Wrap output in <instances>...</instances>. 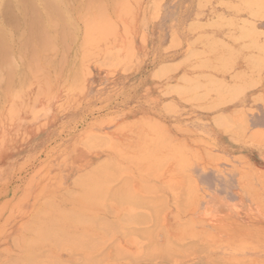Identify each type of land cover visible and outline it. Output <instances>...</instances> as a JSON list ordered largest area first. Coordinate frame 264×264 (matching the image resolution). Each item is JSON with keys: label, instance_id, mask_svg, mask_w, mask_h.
Listing matches in <instances>:
<instances>
[{"label": "rangeland", "instance_id": "rangeland-1", "mask_svg": "<svg viewBox=\"0 0 264 264\" xmlns=\"http://www.w3.org/2000/svg\"><path fill=\"white\" fill-rule=\"evenodd\" d=\"M138 1L129 0L134 10L130 9L132 14L128 12L127 17L124 15L126 19L121 18L123 23L118 24L121 20L111 18V25L115 23L114 28H117L111 29L112 26L105 36L115 31L116 42L111 44V35L104 38L106 42L102 39L104 43L99 41L92 48L80 51L79 57L82 53L87 54L82 55V64L78 57L74 69L78 72H70L63 77L67 79L63 86L61 78L42 93L34 83L28 85L13 106L20 113L16 118L11 116L13 111L8 110L11 115L6 112L8 103L1 106L0 149L6 151L9 164L6 161L0 163V264L48 251L34 262L68 264L71 260L76 264L78 258L74 259L80 256L79 253L91 259L103 248L108 249L110 245L116 248L118 244L129 255L125 252L124 258V250L119 248L122 251L118 249L116 252L111 247L105 250L107 258L104 255L103 262L98 255V264H264V0ZM234 17L242 22L243 40L240 41L243 50L246 47L250 50L252 41L258 56L253 63L256 67L253 74L245 69L242 74L236 73L235 60L230 54L233 41L226 38L232 41V45L220 46L221 34L215 35L212 31L215 28L233 33ZM243 22L249 23L244 25ZM220 48L221 51L214 52ZM110 52L116 56L107 57ZM189 56L191 58L187 61ZM101 60L104 67L99 65ZM86 62L88 65H84ZM73 74L76 77L80 74V81L75 78L76 84L79 82L77 86L73 84ZM34 92L36 95L41 93V97H34ZM35 98L36 102L32 103ZM13 110L15 112L16 109ZM7 113L12 118L11 122ZM146 143L152 145L149 147ZM110 147L115 148L114 151ZM124 157H127L126 161L130 157L132 164L130 159L127 161L129 164L126 163ZM102 164L108 167L102 169ZM141 166L147 168L141 169ZM90 175L92 181L81 184ZM124 180L129 181L130 186L124 185ZM84 187H100L103 190L101 202H83L80 197ZM128 187L136 192V196H146L143 204L148 203V196H153L155 202L157 196L163 198L156 202L159 206L154 205V208L158 206L156 210H153V205L150 206L152 210L149 206L147 208L151 204L140 205L148 212L150 210L148 214L152 217L158 210L157 217H154L158 228L153 229L154 219L151 225L147 224L150 220L147 216V222L143 216L145 209L140 211L139 206H132V209L125 206L130 204L129 201L124 202L128 197L126 190H131ZM152 198L150 203L154 204ZM112 199L114 204L110 203ZM120 199L125 200L121 202ZM104 205L109 206V209L105 206L106 212ZM110 208L115 214H107ZM136 211L137 214L143 213L141 224L146 221V225L140 222L139 225L144 230L148 226L152 228L148 230H155L154 233L149 232L150 237L146 235L148 230L145 234L138 222H133L137 228L131 221L128 224L130 215H135ZM59 212L73 215L75 224L65 229L54 225L53 230H64L66 232L61 233L73 239L78 234H85L88 239L93 238V243H88L90 240L87 242L88 239L82 236L78 240L87 239L86 242L67 246L60 242V236L55 240L61 245L55 242L56 246L52 243L28 246L25 242L35 238L37 231L46 229L44 218L54 219ZM123 216H129L126 217L127 224ZM83 218L93 223L87 224ZM98 218L110 222L108 226L105 223L108 229L111 223H118L119 226L115 227L119 233H114L115 227H112V234L106 230L108 236H105L107 232L100 233L101 226L95 228L97 225H94ZM126 229L128 237L125 236ZM137 229L143 231V238L140 235V239L135 232L129 235ZM134 234L138 237L133 238ZM68 238L63 243H67ZM115 238L118 243L110 244L117 242ZM80 244H89L86 245L87 250L85 247L81 250ZM144 244H150L153 246L151 249L155 248L154 252H159L158 259L153 250L151 252L155 256L151 252L149 256L156 259L152 256L154 260L146 259L150 248L147 245L149 251L144 255L147 252ZM165 248L172 250V255L168 252L170 259L162 256L167 253ZM119 252L122 259H118ZM74 253H77L76 257ZM131 253L140 261L134 262L136 258L131 261L132 257H127ZM46 255L51 259L44 258ZM140 255L146 260H141ZM91 261L89 263L93 264L94 260Z\"/></svg>", "mask_w": 264, "mask_h": 264}, {"label": "bare ground", "instance_id": "bare-ground-1", "mask_svg": "<svg viewBox=\"0 0 264 264\" xmlns=\"http://www.w3.org/2000/svg\"><path fill=\"white\" fill-rule=\"evenodd\" d=\"M131 1V0H130ZM138 1V0H137ZM142 1V0H141ZM206 1V0H205ZM132 2H134V1H132ZM139 2V1H138ZM135 3V2H134ZM140 3V2H139ZM224 3V2H223ZM244 3H247V2H244ZM244 3H243V5H244ZM220 4H221V1H220ZM204 5V4H203ZM224 5V4H223ZM247 5H248V3H247ZM246 4H245V6H247ZM135 6V5H134ZM196 6H197V4H196ZM227 6V5H226ZM238 6V5H237ZM204 7V6H203ZM229 7V6H228ZM235 8H237L236 6H234ZM259 7V6H258ZM129 8V9H128ZM136 8H137V5H136ZM135 8V9H136ZM232 8H233V6H232ZM131 7H130V5H129V0H0V108H1V106L2 105H5V104H9V106H8V109L6 110V112H8V110H11V111H13L11 114L9 113V115H11V116H13L14 118H16L17 116L16 115H19L20 113L18 112V110H17V108L16 107H13L14 105H15V102H17V98L20 96V94H21V92L22 91H24V90H26L25 88L28 86V85H30L31 83H34L36 86H37V89H38V91L39 92H44V91H47L50 87H51V85L55 82V80L57 79H62L63 81H62V86H63V84H65L64 82L67 80H64L63 79V77H66V76H68V75H70V72H73L74 74L75 73H77L78 72V70L76 69V71L74 70L75 68H76V66H77V59H78V57H79V54H80V51H82V50H84L85 48H88V47H93L94 46V44L95 43H97V42H99V41H102V39H104L105 37L106 38H108V36H110L111 37V35L113 36V37H111L112 39H111V44H113V43H115L116 41V39L114 40V30H116L115 28H117V27H115L114 28V26L115 25H117V24H113V25H111L112 23H113V20L111 19V18H115L116 20H121V21H119V23L118 24H120L121 22H122V19H126L125 17H127V14H128V12H130L131 10L133 11L134 9L132 8L131 10ZM194 9V8H193ZM129 10V11H128ZM157 10V9H156ZM235 10V9H234ZM246 12V11H245ZM260 12V11H259ZM131 13V12H130ZM130 13H129V15H130ZM132 14V13H131ZM257 14V13H256ZM124 15H126L125 17H124ZM258 15V14H257ZM124 18H123V17ZM131 16V15H130ZM150 16H151V14H150ZM165 16V15H164ZM169 16H170V13H169ZM153 17V16H152ZM221 17H223V16H221ZM252 17V16H251ZM257 17V16H256ZM122 18V19H121ZM131 18V17H130ZM263 18V17H262ZM114 19V20H115ZM162 19H163V17H162ZM221 19V18H220ZM219 19V20H220ZM224 19V18H223ZM223 19H222V21H223ZM233 20H235V19H238L237 17H234V18H232ZM115 20V21H116ZM154 20V19H153ZM229 20V19H228ZM227 20V21H228ZM111 21H112V23H111ZM114 21V22H115ZM221 21V20H220ZM226 21V20H225ZM117 22V21H116ZM129 22V21H128ZM123 23V22H122ZM214 23V22H213ZM230 23V22H229ZM249 22H247V23H245L244 24V22H243V24L244 25H246V24H248ZM252 23V22H251ZM164 24V23H163ZM171 24V23H170ZM252 24H254V23H252ZM121 25H123V24H121ZM209 25V24H208ZM217 25V24H216ZM113 26V28H111ZM126 26V25H125ZM210 26V25H209ZM219 27V26H218ZM222 27V26H221ZM252 27V26H251ZM114 29L113 31L114 32H112V34L111 35H107V36H105L111 29ZM213 28V27H212ZM123 29V28H122ZM162 29V28H161ZM212 31H213V33L216 35H219L220 34V32H221V30H219V29H215V28H213L212 29ZM244 31H246V30H244ZM248 31V30H247ZM122 32H124V34L126 33L125 31H124V29H123V31ZM167 32V31H166ZM111 33V32H110ZM222 33V32H221ZM109 34V33H108ZM245 34H247V33H245ZM262 34H263V32H262ZM234 35V33H232V36ZM256 35H257V33H256ZM120 36V35H119ZM230 36V35H229ZM263 36H264V34H263ZM175 37V36H174ZM174 37H173V39H174ZM207 37V36H206ZM167 38V37H166ZM240 38H242V37H240ZM245 38V37H244ZM246 38H247V36H246ZM258 37H256V39H257ZM170 39V38H169ZM105 40V42H106V39H104ZM109 40V39H108ZM120 40V39H119ZM171 40V39H170ZM178 40V39H177ZM235 40V39H234ZM238 40V39H237ZM241 40H243V39H241ZM246 40V39H245ZM115 41V42H114ZM218 41V40H217ZM255 41V40H254ZM103 42V41H102ZM108 43H109V41H107ZM173 42H174V40H173ZM238 42V41H237ZM239 42H240V40H239ZM104 43V42H103ZM120 43V42H119ZM175 43V42H174ZM235 43V42H234ZM106 44V43H105ZM166 44V43H165ZM178 45H179V42L177 43ZM255 44V43H254ZM110 45V44H109ZM119 45V44H118ZM126 45V44H125ZM221 45H223V43L221 44ZM256 45V44H255ZM168 46V45H167ZM175 46H177V45H175ZM225 46H226V44H225ZM259 46V45H258ZM261 46V45H260ZM104 47V46H103ZM119 47H121V46H119ZM166 47V46H165ZM169 47H171V46H169ZM174 47V46H173ZM223 47H224V45H223ZM256 47V46H255ZM105 48V47H104ZM259 47H257V49H258ZM261 48V47H260ZM89 49V48H88ZM163 49V48H162ZM167 49V48H166ZM166 49H165V51H166ZM229 49V48H228ZM242 49H243V47H242ZM101 50V49H100ZM222 50V48H220L219 50H213L214 52H219V51H221ZM259 50V49H258ZM263 50V49H262ZM86 51V50H85ZM260 51V50H259ZM264 51V50H263ZM83 52V51H82ZM87 52V51H86ZM195 52V51H194ZM200 52V51H199ZM85 54H87V53H85ZM84 53H82V55H85ZM113 54L114 53H112L111 54V52L109 53V55L107 56V57H112L113 56ZM201 54H203L202 53V51H201ZM264 54V53H263ZM80 56L79 58H81L80 60H81V63L80 64H82V62H83V56ZM107 55V54H106ZM112 55V56H111ZM192 55V54H191ZM190 55V56H191ZM194 55V54H193ZM198 55V54H197ZM197 55H196V57H197ZM204 55V54H203ZM208 55V54H207ZM237 55V54H236ZM114 56H116V54H114ZM113 56V57H114ZM188 57L186 60L188 61V59L189 58H191V57ZM200 56V54L198 55V57ZM205 56V55H204ZM235 56V55H234ZM252 56V55H251ZM105 57V56H104ZM106 57V58H107ZM193 57V56H192ZM195 57V56H194ZM201 57V56H200ZM90 58V57H89ZM88 58V59H89ZM186 58V57H185ZM111 59V58H110ZM114 59V58H113ZM102 60H105L104 58H102ZM101 60V62H99L100 64L99 65H105V63L104 64H101V63H103V61ZM109 61V58L108 59H106V61ZM185 60V59H184ZM108 61H107V63H108ZM116 61V60H115ZM203 61V60H202ZM110 62V61H109ZM114 62V61H113ZM204 62V61H203ZM214 62V61H213ZM87 63V62H86ZM216 63H218V62H216ZM227 63V62H226ZM109 64V63H108ZM113 64V63H112ZM111 64V65H112ZM189 64V63H188ZM84 65H88V63L87 64H84ZM114 65V64H113ZM116 65V64H115ZM178 65V64H177ZM185 65V64H184ZM210 65V64H209ZM264 65V64H263ZM108 65L106 64V67H107ZM161 66V65H160ZM166 66H167V64H166ZM165 66V67H166ZM170 66H171V64H170ZM172 66H173V64H172ZM175 66L176 65H174V69H175ZM180 66V65H179ZM80 67L81 68H83L82 67V65H80ZM85 67V66H84ZM96 67V66H95ZM98 67H101V66H98ZM104 67V66H103ZM217 67V66H216ZM223 67V66H222ZM80 68V69H81ZM102 68V67H101ZM171 68V67H170ZM198 68H199V66H198ZM202 68V67H201ZM219 68V67H218ZM84 69V68H83ZM173 69V68H172ZM173 69V70H174ZM230 70H231V68H229ZM117 70V69H116ZM157 70V69H156ZM192 70H194V69H192ZM211 70V69H210ZM229 70V71H230ZM81 71V73H83L82 72V70H80ZM84 71H86V69L84 70ZM159 71V70H158ZM162 71V70H161ZM164 71H165V68H164ZM155 72V71H154ZM172 72V71H171ZM219 72V71H218ZM80 73V74H81ZM73 74V76H72V80H73V78H74V80H75V78L77 79V81H80L79 79H80V74H77V77L75 76ZM87 74V73H86ZM85 74V76H87ZM91 74V73H90ZM155 74V73H154ZM236 74V73H235ZM235 74H234V76H235ZM79 75V76H78ZM82 75L83 74H81V77H82ZM110 75V74H109ZM165 75V74H164ZM75 76V77H74ZM152 77H153V75H152ZM79 78V79H78ZM83 78V77H82ZM82 78H81V81H82ZM206 79V78H205ZM71 80V81H72ZM73 80V84L75 85L76 84V80L74 81ZM200 80H202V79H200ZM214 80V79H213ZM68 81H69V79H68ZM70 81V82H71ZM67 82V81H66ZM75 82V83H74ZM72 83V82H71ZM70 83V84H71ZM79 82H77V84H78ZM188 83V80H187V82H186V84ZM253 83H254V81H253ZM60 84V83H59ZM58 84V85H59ZM77 84H76V86H77ZM215 84H216V82H215ZM80 85V84H79ZM188 85H189V83H188ZM196 85H198V84H196ZM213 85V84H212ZM221 85H222V83H221ZM252 85V84H251ZM34 86V85H33ZM253 86V85H252ZM58 88L60 87V86H57ZM238 87V86H237ZM254 87V86H253ZM172 88H174V87H172ZM189 88V87H188ZM204 88V87H203ZM175 89V88H174ZM173 89V90H174ZM35 90H36V88H35ZM188 90V89H187ZM37 91V90H36ZM37 91V92H38ZM57 91V90H56ZM66 91H67V89H66ZM193 91V90H192ZM198 91V90H197ZM182 92V91H181ZM187 92V91H186ZM207 93H208V90L206 91ZM41 93H37L38 95H36V92H34V95H36V96H34V97H36V98H39L38 96L40 95V97H41ZM172 93V92H171ZM189 93H191V92H189ZM45 94V93H44ZM62 94V93H61ZM181 95V94H180ZM205 95V94H204ZM22 96V95H21ZM177 97H178V94L176 95ZM186 96V95H185ZM202 96V95H201ZM238 95H235V97H237ZM49 97V96H48ZM57 97V96H56ZM179 97H181V96H179ZM22 98H23V96H22ZM36 98L33 100V102L32 103H35L36 102ZM53 98H54V96H53ZM201 98V97H200ZM234 98V97H233ZM32 99V98H31ZM195 99V98H194ZM204 99V98H203ZM20 100V99H19ZM27 101V100H26ZM32 101V100H31ZM44 101V100H43ZM51 101V100H50ZM55 101V100H54ZM60 101V100H59ZM200 101V100H199ZM202 101V100H201ZM230 101V100H229ZM21 103H22V100L20 101ZM197 102V101H196ZM27 103V102H26ZM31 103V105H33ZM63 103V102H62ZM61 103V104H62ZM67 103V102H66ZM264 104V103H263ZM21 105V104H20ZM56 105H58V104H56ZM221 105H222V103H221ZM12 107V109H9V107ZM40 106V105H39ZM53 106H55V105H53ZM216 106V105H215ZM214 106V107H215ZM37 107H38V105H37ZM47 107V106H46ZM60 107V106H59ZM66 107V106H65ZM64 107V108H65ZM16 109L15 110V112H16V114H15V112H14V110L13 109ZM25 108V107H24ZM23 108V109H24ZM56 108H58V107H56ZM213 108V107H212ZM264 108V107H263ZM30 110L29 111H31V109H32V106H31V108H29ZM33 109H34V107H33ZM209 109H210V107H209ZM22 111H24V110H22ZM26 111V110H25ZM28 111V112H29ZM37 111H39V110H37ZM8 113H7V116H8ZM18 113V114H17ZM34 113H36V112H34ZM39 113V112H38ZM58 113V112H57ZM6 114V113H5ZM51 114V113H50ZM54 114V113H53ZM55 114H56V112H55ZM227 114H229V113H227ZM227 114H226V117H227ZM24 115V114H23ZM36 115H37V113H36ZM11 116L9 117L8 116V119L10 118V122L12 121L11 119ZM16 116V117H15ZM50 116V115H49ZM230 117V116H229ZM231 118V117H230ZM4 119V118H3ZM7 119V121H9ZM18 119V118H17ZM232 119V118H231ZM30 121H33V120H30ZM231 121V120H230ZM9 122V123H10ZM4 123V122H3ZM29 123V122H28ZM218 124H220L219 122H217ZM222 123V122H221ZM224 124H225V122H224ZM230 124V123H229ZM229 126H231V125H229ZM5 129V128H4ZM11 129V128H10ZM128 129H130V128H128ZM230 129V128H229ZM233 129V128H232ZM237 129V128H236ZM236 129H235V132H236ZM1 130V129H0ZM36 130V129H35ZM228 130V129H227ZM143 131V130H142ZM146 131V130H145ZM148 131H149V129H148ZM246 131V130H245ZM244 131V132H245ZM1 132V131H0ZM147 132V131H146ZM232 132H234V131H232ZM243 132V133H244ZM153 134H154V136H156L157 135V133H154L153 132ZM161 134V133H160ZM231 134V133H230ZM18 135V134H17ZM162 135V134H161ZM160 135V136H161ZM1 136V135H0ZM158 136V135H157ZM159 137V136H158ZM1 138V137H0ZM101 139V138H100ZM152 139V138H151ZM94 140V139H93ZM108 140V139H107ZM166 140H167V138H166ZM165 140V141H166ZM139 141H141V139L139 140ZM164 141V140H163ZM111 142H114V141H112L111 140ZM122 142V141H121ZM170 142V141H169ZM117 143V142H116ZM140 143V142H139ZM162 143V142H161ZM166 144H167V142H166ZM165 144V145H166ZM229 144H232L231 143V141H229ZM142 145H144V143H142ZM146 145L147 146H151L152 144H147L146 143ZM121 146H123V145H121ZM155 148H156V145H155ZM113 150L114 151V149L112 148V147H110V150ZM117 149V148H116ZM111 150V151H112ZM118 150V149H117ZM6 151L4 150V149H0V163H2V161L3 162H5L6 161V163H8L9 164V161H8V157L6 156V153H5ZM130 152V151H129ZM120 153V152H119ZM128 153V152H127ZM131 153V152H130ZM10 156V155H9ZM128 157V156H127ZM126 157V158H127ZM131 158H132V156H130ZM128 158V159H130L129 161H131V162H129L130 164H132V160H131V158ZM121 158V157H120ZM119 158V159H120ZM126 158L124 157V161H126ZM128 159H127V161H128ZM135 158H133V161H135L136 162V160H134ZM138 159H141V158H138ZM126 161V163H128ZM142 161V160H141ZM140 161V162H141ZM137 162H138V160H137ZM110 163V162H109ZM128 163V164H129ZM142 163V162H141ZM144 163H146V162H144ZM111 164L113 165V163L111 162ZM151 164V163H150ZM162 164V163H161ZM110 165V164H109ZM137 167H139L140 165L139 164H135ZM134 164H133V166H135ZM142 165H143V163H142ZM149 165H147V167H148ZM160 166H162L163 167V165H160ZM108 167V165L107 164H102V165H100V168H102V169H105V168H107ZM113 167V166H112ZM145 167V166H144ZM144 167H142L141 166V169L142 168H144ZM147 167H145V168H147ZM150 167V166H149ZM148 167V168H149ZM110 168V167H109ZM144 168V169H145ZM138 170L140 169V168H137ZM143 169V170H144ZM175 169V168H174ZM115 169H113V171H114ZM119 170V169H118ZM156 170H158L157 172H159V169L157 168ZM155 170V171H156ZM121 171V170H120ZM142 171V170H141ZM152 171H154V169H152ZM115 172H117V171H115ZM143 172V171H142ZM141 172V173H142ZM151 172V171H150ZM162 171H160V173H161ZM119 172H117V174H118ZM154 173V172H153ZM152 173V174H153ZM156 173V172H155ZM75 174H77V173H75ZM74 174V175H75ZM79 174V173H78ZM77 174V175H78ZM76 176V175H75ZM147 176V175H146ZM158 176V175H157ZM159 176H160V174H159ZM165 176V175H164ZM149 177H150V174H149ZM124 178V177H123ZM92 179H93V177L90 175V176H88V177H86V178H84L82 181H81V184H83V185H86V184H88V183H90L91 181H92ZM160 180V179H159ZM126 180H124V185H129L130 186V183H129V181H126V182H128V184H126V182H125ZM111 182V181H110ZM113 182V181H112ZM121 183H123V182H121ZM132 184V183H131ZM121 185V184H120ZM115 186V185H114ZM132 186V185H131ZM112 188V187H111ZM126 189H127V187H125ZM130 187H128V189H129ZM131 189V188H130ZM132 190V189H131ZM129 191L128 192V190H126V193H127V195H126V197H127V200H125V199H123V200H125L124 202H127V201H129V203L130 204H127L126 203V205L125 206H127V207H132V208H137L138 206V210H142V209H145L146 210V208H141L140 207V205L142 206V204H143V202H145V197L146 196H143V195H140V194H138V195H140L139 197H138V195L136 196L135 194H134V192H133V190L132 191ZM102 189L99 187H93V188H86V187H84V189H83V192L81 193V200L83 201V202H87V203H91V202H94V201H96V202H101V200H102ZM109 191V190H108ZM227 191V190H226ZM133 193V194H132ZM136 193V192H135ZM107 194V193H106ZM224 194L226 195V193L224 192ZM230 194V193H229ZM112 195V194H111ZM129 195H131V196H129ZM228 195V194H227ZM226 195V196H227ZM3 196V195H2ZM1 196V197H2ZM108 195H106V197H107ZM134 196V197H133ZM121 197V196H120ZM141 197H143V199L144 200H142V198ZM153 197V196H152ZM152 197H147V198H149V199H147L146 198V201H148V203L146 202V203H144L143 204V206H145V205H147V204H151V205H147V208H148V206H149V209H151L150 208V206H152L153 205V208H154V205L156 206V205H158V204H156V202L158 201V200H160L158 197H160V196H155L156 197V199H157V201L155 202L154 201V199L152 198ZM151 198H152V201H154L153 203L154 204H152V203H150V200H151ZM223 198V197H222ZM107 199V198H106ZM108 199H109V197H108ZM111 199V198H110ZM163 199V198H162ZM122 199H120V201L122 202L123 201ZM177 200V199H176ZM114 201H116V199H114ZM109 202V201H108ZM120 202V203H121ZM123 202V204H125ZM162 202V201H161ZM160 202V203H161ZM163 202H166L165 200L163 201ZM110 203H112V204H114L113 203V199H112V201L110 200ZM116 204V203H115ZM111 205V204H110ZM121 204H118V206L120 207V208H122L121 206H120ZM129 205V206H128ZM160 205V204H159ZM158 205V206H159ZM162 205V204H161ZM108 207V209H109V206L108 205H104L103 207L105 208H102V209H104L105 210V212H106V210H108L106 207ZM123 206V205H122ZM135 206V207H134ZM142 206V207H143ZM157 206V207H158ZM181 206V205H180ZM183 206V205H182ZM111 207H112V205H111ZM117 207V206H116ZM154 208L153 210H156V209H158V208ZM161 207H164V206H161ZM177 207V206H176ZM113 208V207H112ZM119 208V209H120ZM123 208H124V206H123ZM131 208V209H132ZM178 208V207H177ZM116 210H118L117 208H115ZM183 209V208H182ZM134 210V209H133ZM135 210H137V209H135ZM145 210H142V211H145ZM152 210V209H151ZM162 210H164V208H162ZM88 212V211H87ZM115 212V211H114ZM155 212H157V213H159L158 212V210L157 211H155ZM154 212V213H155ZM41 213V212H40ZM115 214V213H113L112 212V210H111V208H110V211L107 213V214ZM127 213V212H126ZM136 214H137V211L135 212ZM141 213V212H140ZM140 213H138V214H140ZM145 213V215H143V213L142 214H140V216L138 215V216H136V214L134 215H130V219L131 220H129L128 221V224L130 225L131 223H133V222H138V225H139V222H140V224H141V222L142 221H144V218H145V220L148 222V219L150 220L147 224H150L152 221V219H154L153 220V223H155L154 221H155V218L157 217V213H155V215H154V217H152L151 215L149 216V214L148 213H150V210H149V212H148V210H146V212H144ZM152 213V212H151ZM154 213H152V214H154ZM6 214V213H5ZM118 214H119V211H118ZM160 214H161V212H160ZM117 215V214H116ZM141 215H143L144 216V218L141 216ZM162 215V214H161ZM3 216V215H2ZM111 216V215H110ZM147 216H149V218L147 219ZM163 216V215H162ZM114 217H116V216H114ZM123 217H125V223L127 222V218L129 217H127V216H123ZM127 217V218H126ZM152 217V218H151ZM159 217V216H158ZM121 218V217H120ZM84 219V218H83ZM100 219V220H99ZM74 220H75V217L73 216V215H70V214H67V213H63V212H59L57 215H56V218H51V217H46V218H44V220H43V223H44V225H45V228L46 229H41V230H39V231H37L35 234H34V236H35V238H33V239H31V240H28L27 242H25L28 246H30V247H32V246H37V245H41V244H43V243H52V244H55V242H57V240H55V239H57V238H59L60 236H61V238L62 237H66V238H68L67 237V235H65L64 236V234H62V233H65L66 231H60V230H58V231H56V230H53V226L54 225H58V226H60L62 229H65V227L67 226L68 228L69 227H73L74 226V224H75V222H74ZM84 220H86V222H87V224L88 223H93V221L91 222H89V220H87V219H84ZM83 220V221H84ZM105 219H103V218H98L97 219V221H96V223H94V225L96 226L95 228H97L98 226H101V228L103 229H101L100 230V227H99V230L101 231L100 233H104L105 234V232H107V234H105V236H108V231L110 230V234H112L113 232V229H112V227H115L116 225H118L119 226V224L118 223H116V222H114V224H116V225H113L112 223H111V225H109V228L110 229H108V224L110 223L108 220H106V221H104ZM123 221L124 222V218H121L120 219V221ZM80 222H81V220H79ZM131 221V223H129ZM146 221H145V223L143 222L142 224H145L146 225ZM160 221V220H159ZM163 221V220H162ZM95 222V221H94ZM99 222V223H98ZM103 222V223H102ZM109 222V223H108ZM122 222V223H123ZM158 222V221H157ZM100 223H102V224H100ZM105 223H107V226H105ZM125 223H123V224H125ZM159 223H161V222H159ZM13 224V223H12ZM104 224V225H103ZM127 224V223H126ZM125 224V225H126ZM134 224V223H133ZM141 224V225H142ZM77 225V224H76ZM80 225V224H79ZM81 225H83V224H81ZM135 225V228H137V224H134ZM141 225H139V226H141ZM144 225V226H145ZM151 225V224H150ZM154 226H153V229L154 228H158L159 227V225H156V223L155 224H153ZM157 227H156V226ZM105 228H104V227ZM161 226V225H160ZM140 228H142V226L140 227ZM139 228V229H140ZM148 228H150L149 226H148ZM148 228L147 229H145L144 230V228H142L143 230H144V233L146 234L147 232V230H148ZM108 229V231H106ZM112 229V230H111ZM119 229H120V227H119ZM122 229V228H121ZM120 229V230H121ZM132 229V228H131ZM133 229H134V227H133ZM139 229H137V232L136 231H131V233L129 234V235H131L132 234V232L134 233H136L138 236H139V238H140V235H141V237L142 236H144L145 234H143L142 232L143 231H140ZM150 229H152V228H150ZM150 229L148 230V233L150 232L151 233V231H152V233H154V231L155 230H151L150 231ZM118 230V228H116L115 227V229H114V233L116 234L117 231ZM127 230L128 229H126V232H125V236H127ZM135 230V229H134ZM157 230V229H156ZM159 230V229H158ZM157 230V231H158ZM122 231H125V230H122ZM122 231H120V232H122ZM62 232V233H61ZM130 232V229H129V231H128V233ZM141 232V233H140ZM9 233V232H8ZM119 233V232H118ZM117 233V234H118ZM140 233V234H139ZM150 233L149 234H146V235H148V237H150L149 235H150ZM120 234H122V233H120ZM79 236H76V238H71V237H69L68 238V241H67V243L70 241V243H69V245L65 242V243H63L64 241V239H65V241H66V238H62L63 240L61 241V238H60V242H62V244H65V245H67V246H71L72 245V243H76V244H79L80 242H86V240L89 238V236H86L85 234L83 235L82 234V236H80L81 234H78ZM136 235V236H137ZM153 235V234H152ZM156 235V234H155ZM111 236V235H110ZM122 236V235H121ZM125 236H123L124 238H125ZM135 236V234L133 235V238L134 237H136ZM137 236V237H138ZM78 237H82V238H87V239H82L83 241H80V240H78L79 238ZM128 237V236H127ZM130 237H132V236H130ZM147 237V236H146ZM148 237H147V239H148ZM168 237V236H167ZM143 238V237H142ZM76 239V240H75ZM92 240H90V239H88L87 240V242L90 240V242H88V243H91L92 241H93V238H91ZM128 239V238H127ZM141 239V238H140ZM168 239V238H167ZM17 240V239H16ZM96 240V239H95ZM115 240H116V238H115ZM118 240V239H117ZM116 240V241H117ZM171 240V239H170ZM71 241H73V242H71ZM76 241H78V242H76ZM172 241V240H171ZM105 242V241H104ZM129 242V244H130V240L128 241ZM128 242L126 243V244H128ZM167 242V241H166ZM57 243H59V242H57ZM93 243V242H92ZM116 243H118V241L117 242H115L114 243V241H113V243L111 242L110 244H116ZM173 243V242H172ZM2 244V243H1ZM15 244V243H14ZM101 243H99V245H100ZM152 244H155V243H152ZM157 244V243H156ZM168 244H170V246H171V243H169V241H168ZM57 244H55V246H56ZM59 245H61L60 243H59ZM58 245V246H59ZM86 245H89V244H83V245H81L80 244V246L79 247H83L81 250H84V247L86 248ZM94 245H96V244H94ZM94 245L92 246V247H94ZM103 245V244H102ZM132 245V244H131ZM144 245H146L145 247H144V249H146L145 251H147V252H145L144 253V255L146 254V253H148V251H149V248L150 247H153V246H151L150 244H144ZM143 245V246H144ZM147 245L149 246V248H147ZM160 245V244H159ZM173 245H174V243H173ZM17 246V245H16ZM74 246H75V244H74ZM111 247H112V245H110ZM114 246V245H113ZM118 247H116V245H115V247L116 248H114V247H112V248H114V250L116 249L117 251L116 252H118L120 249H122V250H124L123 249V247H121L119 244L117 245ZM142 246V247H143ZM167 246H169V245H167ZM78 247V248H79ZM89 247V246H88ZM111 247H109L108 249H104V251L106 250H109V249H112ZM157 247L158 248H160L159 246H158V244H157ZM175 247V246H174ZM120 248V249H119ZM167 248V247H166ZM164 249L165 250V252L167 251V249ZM77 249V248H76ZM91 249V247L90 248H88V250H90ZM103 249L102 250H100L101 252L103 251ZM119 249V250H118ZM153 249H155V248H153ZM153 249H151L150 248V251H149V254H147V255H145V256H147L146 257V259L148 258V261H152V260H154V259H156V258H154L153 256H155V254H152V250ZM2 250V249H1ZM86 250H87V248H86ZM122 250H120V251H122ZM171 249H169L168 251H167V253H163V255L162 256H168V252H170L169 253V255H172V250L170 251ZM43 251H46V250H43ZM99 251V252H100ZM100 252V253H97V254H95V256H93L91 259H90V257H84V255L82 256V254H80L79 253V255L81 256H77V253L75 254H73V256L74 255H76V256H74V257H76V259H74V261H76L77 260V258H78V260L77 261H79L78 263H76V264H80V260L81 259H83L82 261L84 262L85 260V263L84 264H86V262L88 263V264H90L89 263V261L90 262H92L91 260H94V263L93 264H98V263H100V261H99V256L102 258V259H100V260H102V262H103V259L107 256V252ZM142 251V250H141ZM155 251H158V249H156ZM176 251H177V249H176ZM47 252V251H46ZM49 252V251H48ZM48 252L47 253H45V252H41V254L40 253H38L37 255L35 254V255H33L32 254V257H24V258H19V259H16V260H14V261H12V260H10L9 262H6V263H3V264H37L36 262H34V260L35 259H37V258H39V257H41L42 256V258H43V254H48ZM65 252V251H64ZM66 252H67V250H66ZM123 253H124V256H122V257H124L125 258V256H126V254H125V252H126V250H124V251H122ZM150 252H151V254L153 255H151L153 258L151 259V256H149L150 255ZM200 252V251H199ZM8 253V252H7ZM106 253V254H105ZM112 253V252H111ZM115 252L113 251V255L115 256L117 253H115ZM120 253V254H119ZM118 253V259H122V257L120 256V255H122L121 254V252H119ZM127 253V252H126ZM137 253V252H136ZM136 253H135V255H136ZM153 253H156V252H154V250H153ZM9 254V253H8ZM64 254V253H63ZM102 254V255H101ZM110 254V253H109ZM128 255H129V253H127ZM138 254H139V252H138ZM157 254V259H158V254H159V252L158 253H156ZM165 254H167V255H165ZM61 255L62 254H60V257H61ZM97 255V256H96ZM99 255V256H98ZM104 255H105V257H104ZM132 255V253L130 254V256H127V257H132L131 256ZM143 255V254H142ZM143 255V256H144ZM161 255V254H160ZM175 255V254H174ZM21 256H23V255H21ZM20 256V257H21ZM71 256V255H70ZM120 256V257H119ZM49 258V259H51L50 258V256L48 255V257H47V255L46 256H44V258ZM51 257H53V256H51ZM73 257V258H74ZM80 257V258H79ZM83 257V258H82ZM98 257V258H97ZM109 257V256H108ZM126 257V258H127ZM140 257H141V255H140ZM169 257V259L171 258L170 256H168ZM55 258V257H54ZM67 258H69V257H67ZM66 258V259H67ZM88 258V259H87ZM96 258V259H95ZM107 258V257H106ZM116 258H117V255H116ZM134 258H136V260L134 261L133 259ZM137 258H138V256L137 257H134V255H133V257H132V260L131 261H134V262H138V261H140L139 259L140 258H138V260H137ZM143 258H145V257H141V260H146V259H143ZM149 258L151 259V260H149ZM40 259V258H39ZM70 259H71V257H70ZM80 259V260H79ZM168 259V258H167ZM57 260H58V258H57ZM89 260V261H88ZM117 260V259H116ZM95 261H97V262H95ZM55 262H58V261H55ZM55 262L53 261V263L55 264ZM63 262V261H62ZM68 262V261H67ZM66 262V263H67ZM69 262L71 263V260H69ZM83 262H82V264H83ZM101 262V263H102ZM63 263H65V261L63 262ZM70 263H68V264H70ZM56 264H59V263H56ZM61 264V263H60ZM72 264V263H71Z\"/></svg>", "mask_w": 264, "mask_h": 264}, {"label": "crops", "instance_id": "crops-1", "mask_svg": "<svg viewBox=\"0 0 264 264\" xmlns=\"http://www.w3.org/2000/svg\"><path fill=\"white\" fill-rule=\"evenodd\" d=\"M234 35L232 36V31H221L220 32V38H219V44L220 46H223L225 44L227 45H232V41H233V48L230 51L231 57H233V59L235 60V69H236V73L237 74H242L246 70H251V74L254 73V70L256 69V67L254 66V61L258 59V56L256 55V53L254 52L253 49V42L251 41L250 45L251 49L249 50L248 47H246L245 50L242 49L243 44L242 42L239 40L242 39L240 37L241 33H242V22L238 19H235L234 21ZM230 35V36H229ZM229 38L232 41H228L227 39ZM235 39V40H234ZM238 39V40H237ZM238 41V42H237ZM223 43V45H221ZM225 47V46H224ZM237 54V55H236ZM235 55V56H234ZM252 55V56H251ZM230 57V58H231ZM244 61V62H243Z\"/></svg>", "mask_w": 264, "mask_h": 264}]
</instances>
